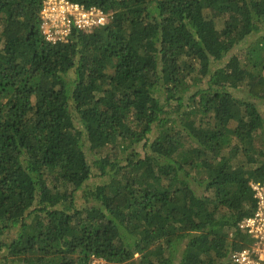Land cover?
<instances>
[{
  "label": "trees",
  "instance_id": "obj_1",
  "mask_svg": "<svg viewBox=\"0 0 264 264\" xmlns=\"http://www.w3.org/2000/svg\"><path fill=\"white\" fill-rule=\"evenodd\" d=\"M68 1L109 22L53 44L44 0H0V264H227L264 183V0Z\"/></svg>",
  "mask_w": 264,
  "mask_h": 264
},
{
  "label": "built area",
  "instance_id": "obj_2",
  "mask_svg": "<svg viewBox=\"0 0 264 264\" xmlns=\"http://www.w3.org/2000/svg\"><path fill=\"white\" fill-rule=\"evenodd\" d=\"M41 31L53 44L67 43L74 31L92 33L109 22V14L96 7L87 8L68 0H44L40 13ZM256 200L254 213L239 224L252 239L248 247L230 253L227 264H264V183L251 184ZM91 264H104L93 258Z\"/></svg>",
  "mask_w": 264,
  "mask_h": 264
},
{
  "label": "rangeland",
  "instance_id": "obj_3",
  "mask_svg": "<svg viewBox=\"0 0 264 264\" xmlns=\"http://www.w3.org/2000/svg\"><path fill=\"white\" fill-rule=\"evenodd\" d=\"M238 52H239V50H238ZM217 65L218 66H221L220 64H217ZM237 95H238L239 98H242V99L248 98L247 94L244 91L238 92ZM255 102L259 105V107L261 108V110L264 112V102L259 101V100H256ZM138 150L141 152V149L140 148ZM101 181L102 180H93L91 184H92V186H95V185L99 184ZM183 246L184 245H181V247H180V253L177 256L178 260H181V256H182L181 250H183Z\"/></svg>",
  "mask_w": 264,
  "mask_h": 264
}]
</instances>
